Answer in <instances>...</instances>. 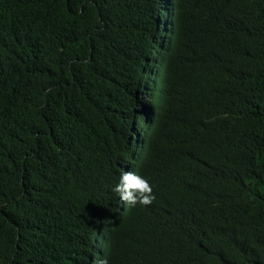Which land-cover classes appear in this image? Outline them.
Instances as JSON below:
<instances>
[{"label":"trees","instance_id":"1","mask_svg":"<svg viewBox=\"0 0 264 264\" xmlns=\"http://www.w3.org/2000/svg\"><path fill=\"white\" fill-rule=\"evenodd\" d=\"M105 259L264 264V0H0V264Z\"/></svg>","mask_w":264,"mask_h":264},{"label":"clouds","instance_id":"2","mask_svg":"<svg viewBox=\"0 0 264 264\" xmlns=\"http://www.w3.org/2000/svg\"><path fill=\"white\" fill-rule=\"evenodd\" d=\"M113 190L122 201L132 207H135L137 203L149 205L155 199L150 181L144 176L133 172L122 173ZM100 264H108V261L106 259L102 260Z\"/></svg>","mask_w":264,"mask_h":264}]
</instances>
